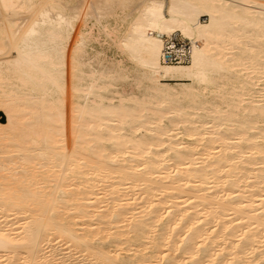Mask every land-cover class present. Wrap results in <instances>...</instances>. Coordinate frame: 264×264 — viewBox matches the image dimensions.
<instances>
[{
  "label": "bare ground",
  "instance_id": "bare-ground-1",
  "mask_svg": "<svg viewBox=\"0 0 264 264\" xmlns=\"http://www.w3.org/2000/svg\"><path fill=\"white\" fill-rule=\"evenodd\" d=\"M0 119V264H264V0H0Z\"/></svg>",
  "mask_w": 264,
  "mask_h": 264
},
{
  "label": "rangeland",
  "instance_id": "rangeland-1",
  "mask_svg": "<svg viewBox=\"0 0 264 264\" xmlns=\"http://www.w3.org/2000/svg\"><path fill=\"white\" fill-rule=\"evenodd\" d=\"M204 18H207V17H203L202 19H201V21L204 19ZM207 21H208V18H207ZM206 21V22H207ZM203 22V21H202ZM89 50H90V53H92V54H96L97 52H100V53H103V54H100V57H101V60H103V68L102 69H105V70H103V71H106V72H108V71H110L109 72V74L111 75V77L112 76H115L116 77V75H118V73H119V75H120V73H121V71L120 72H118L121 68L120 67H118L119 65H116L117 63H119L120 61L121 62H123V66H125L126 68H127V71H128V73L126 72V74L128 75V77L126 78V80L124 79H120V77L118 78V79H120V81L118 80V79H106V82H107V80H108V82L111 80L112 82H113V80H114V82L112 83L111 81V83L113 84V86H112V89H113V91L114 92H116V93H119V95L120 96H115V100H114V103H116V104H118L119 103V100H120V98H123L124 100H125V98L127 99V100H129L130 99V97H131V99H136V96L135 95H138L137 96V99H139V97H140V99H141V96H143V93H144V87L142 86V87H139L138 86V84H136V83H134V81L136 80V71H135V69H133V67H132V64L128 61V59H127V57L116 47V46H114L109 40H106L105 38H102V37H100L99 38V40H97V41H94L92 44H91V47L89 48ZM92 54H89L88 55V57H90ZM95 54L93 55V56H95ZM93 56H92V58H93ZM96 57V56H95ZM91 58V57H90ZM97 60V59H96ZM95 59L94 60H92L91 62H92V64L93 65H95V68L96 69H98L97 68V61H96ZM114 65V66H113ZM102 67V66H101ZM100 67V68H101ZM110 67V68H109ZM115 67V68H114ZM113 70V72L111 73V71ZM135 72V73H134ZM115 74V75H114ZM123 74H125V71L123 72ZM130 74V75H129ZM118 75V76H119ZM122 75V74H121ZM136 76V77H135ZM114 77V78H115ZM134 79V80H133ZM138 79V78H137ZM117 80V81H116ZM115 83V84H114ZM134 83V84H133ZM137 85V86H136ZM138 87H139V89H138ZM140 94H142V95H140ZM131 95V96H130ZM129 99H128V98ZM145 98V97H144ZM143 97H142V100L144 99ZM128 104V103H127ZM128 105H132V102H131V104H128ZM4 115V114H3ZM167 119H165V122H164V124L166 123L167 125H168V120L166 121ZM0 123H7V121H6V119H3V120H1L0 119ZM14 217V216H13ZM13 217H11V218H13ZM15 218V217H14ZM14 222V221H13ZM15 222H17V221H15ZM11 228H13V227H11ZM15 240V239H14ZM58 244V243H57ZM58 245H56L54 248H56ZM65 247H67V249H63V248H65ZM60 256L59 257H64V256H66L65 258H63L62 260H66L67 262H64V263H67V264H73V262L74 263H78V264H82L81 263V261L83 262L85 259H84V257L85 256H82L83 258V260H80L79 261V258L81 257V256H79V253H77L75 250H74V248H68V245L66 244V245H60ZM141 248H133L132 250H140ZM56 251L57 250H59V248H57V249H55ZM109 250H114V249H112V248H110ZM70 251V253H65V252H69ZM122 254H123V256L124 255H127V253H126V250H122V251H120ZM58 253V254H59ZM61 253H62V255H61ZM131 253V252H130ZM132 253H136V252H132ZM79 258H78V257ZM52 257V256H51ZM51 257H49L47 260H50V261H47V263L46 264H50L51 263ZM76 257H77V259H76ZM74 258H75V260H74ZM81 259V258H80ZM86 259H87V261H84L83 262V264H91L90 262H88L89 260H90V257H89V260H88V256L86 257ZM74 260V261H73ZM61 261V260H60ZM60 261H58L59 263H60ZM57 261H52V264H59ZM92 264H93V262H92ZM135 264H139L138 262H136ZM152 264H164L162 261H159V260H155Z\"/></svg>",
  "mask_w": 264,
  "mask_h": 264
},
{
  "label": "built area",
  "instance_id": "built-area-1",
  "mask_svg": "<svg viewBox=\"0 0 264 264\" xmlns=\"http://www.w3.org/2000/svg\"><path fill=\"white\" fill-rule=\"evenodd\" d=\"M202 21L206 22L207 18H204ZM192 47L193 45L190 40H182L178 37H174L172 41L167 43L162 62L172 65L189 64L191 61L190 53ZM180 49H182L183 52L179 54L178 51Z\"/></svg>",
  "mask_w": 264,
  "mask_h": 264
}]
</instances>
